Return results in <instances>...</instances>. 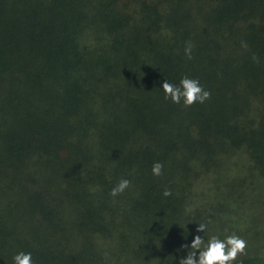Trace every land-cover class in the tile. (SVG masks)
Instances as JSON below:
<instances>
[{"label": "trees", "instance_id": "1", "mask_svg": "<svg viewBox=\"0 0 264 264\" xmlns=\"http://www.w3.org/2000/svg\"><path fill=\"white\" fill-rule=\"evenodd\" d=\"M184 77L211 98L165 100ZM232 234L264 264V0H0V264H178Z\"/></svg>", "mask_w": 264, "mask_h": 264}, {"label": "clouds", "instance_id": "2", "mask_svg": "<svg viewBox=\"0 0 264 264\" xmlns=\"http://www.w3.org/2000/svg\"><path fill=\"white\" fill-rule=\"evenodd\" d=\"M247 47L246 44L243 45ZM193 45L189 42L185 49L187 59H192ZM257 60L256 57H253ZM258 62V61H257ZM165 100H170L173 104H183L184 107H190L193 104H203L211 98L210 91L204 89L197 79L184 77L180 80L179 85L169 83L165 80L161 86ZM151 173L155 177L163 174V165L160 162L153 164ZM131 182L127 179H121L119 183L112 188L109 195L113 198L122 194L130 187ZM172 193L169 189L163 192L164 197ZM191 212V209H186ZM207 223H199L196 228L197 233L205 232ZM188 248L187 255L178 261V264H234L237 258L246 253L247 241L243 238L232 234L225 239L211 237L207 242L200 235H195L190 245H184ZM198 253V255H197ZM13 264H32L31 253L20 252L13 257Z\"/></svg>", "mask_w": 264, "mask_h": 264}, {"label": "rangeland", "instance_id": "3", "mask_svg": "<svg viewBox=\"0 0 264 264\" xmlns=\"http://www.w3.org/2000/svg\"><path fill=\"white\" fill-rule=\"evenodd\" d=\"M253 101H254L253 104L251 103L252 104V107L255 106V104L258 107V99L255 98V99H253Z\"/></svg>", "mask_w": 264, "mask_h": 264}]
</instances>
